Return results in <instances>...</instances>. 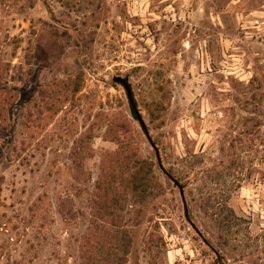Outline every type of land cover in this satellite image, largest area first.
I'll return each instance as SVG.
<instances>
[{"label": "rangeland", "instance_id": "rangeland-1", "mask_svg": "<svg viewBox=\"0 0 264 264\" xmlns=\"http://www.w3.org/2000/svg\"><path fill=\"white\" fill-rule=\"evenodd\" d=\"M0 67V264H264V0H0Z\"/></svg>", "mask_w": 264, "mask_h": 264}, {"label": "trees", "instance_id": "trees-1", "mask_svg": "<svg viewBox=\"0 0 264 264\" xmlns=\"http://www.w3.org/2000/svg\"><path fill=\"white\" fill-rule=\"evenodd\" d=\"M1 71L2 68L0 67V79L3 77V73ZM7 102L8 100H6L5 98L0 102L1 111L5 110ZM1 105H4V107H2ZM132 115L137 121L133 113ZM118 154L119 156L121 155L124 165L127 169L122 170L120 167H116L117 164L114 163L110 168H108V171L105 172V175H103L104 177H101V182L97 184V188L99 190V201L96 205H99L100 209H105L106 207H108V209L111 210L108 216L115 214L118 210V208L115 206L117 197L124 196L125 201H127L128 192H132L137 196H141L142 198H144V196L150 190L149 188L151 187L152 179L154 178L152 171L153 164L151 162L137 157L135 155L136 153L132 154L130 149L126 151L123 150ZM162 172L164 173L163 170ZM164 174L169 177V175H167L166 173ZM125 236L128 238V233H126Z\"/></svg>", "mask_w": 264, "mask_h": 264}, {"label": "water", "instance_id": "water-1", "mask_svg": "<svg viewBox=\"0 0 264 264\" xmlns=\"http://www.w3.org/2000/svg\"><path fill=\"white\" fill-rule=\"evenodd\" d=\"M113 81H114L115 84H120L124 88V90L126 92L127 99L129 101V106L131 108V111L134 114V116L136 117L137 121L139 122V124L141 126V129L144 132L146 138L148 139L150 145L155 150L158 165L164 171V173H166L167 175H169L170 179L180 189L181 197H182L183 204H184V208H185V217H186V219L188 221H190L188 207H187V202H186L185 194H184V188L182 187V185L177 180H175L170 174H168V172L164 168L163 163H162V158H161L160 150L157 147V145L154 143L153 139L151 138V135L149 133V130H148V128H147V126H146V124H145V122L143 120V117L141 115V112L139 111V108H138V106L136 104V101L134 99L133 89H132V85H131V83L129 81V78H127V77L124 78V77H121V76H115L113 78Z\"/></svg>", "mask_w": 264, "mask_h": 264}]
</instances>
